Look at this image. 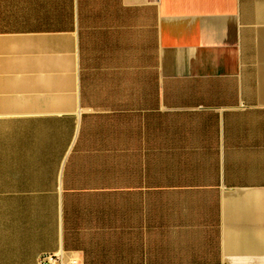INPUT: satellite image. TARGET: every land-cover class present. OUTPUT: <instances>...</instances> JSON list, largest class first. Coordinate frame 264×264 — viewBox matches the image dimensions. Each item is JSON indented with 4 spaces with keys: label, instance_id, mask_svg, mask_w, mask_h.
I'll return each instance as SVG.
<instances>
[{
    "label": "crops",
    "instance_id": "obj_1",
    "mask_svg": "<svg viewBox=\"0 0 264 264\" xmlns=\"http://www.w3.org/2000/svg\"><path fill=\"white\" fill-rule=\"evenodd\" d=\"M264 264V0H0V264Z\"/></svg>",
    "mask_w": 264,
    "mask_h": 264
},
{
    "label": "built area",
    "instance_id": "obj_2",
    "mask_svg": "<svg viewBox=\"0 0 264 264\" xmlns=\"http://www.w3.org/2000/svg\"><path fill=\"white\" fill-rule=\"evenodd\" d=\"M38 264H80L78 257L64 252L42 253L37 257Z\"/></svg>",
    "mask_w": 264,
    "mask_h": 264
}]
</instances>
